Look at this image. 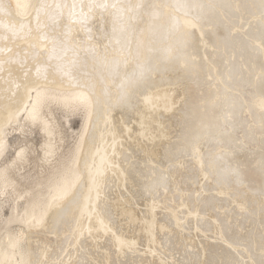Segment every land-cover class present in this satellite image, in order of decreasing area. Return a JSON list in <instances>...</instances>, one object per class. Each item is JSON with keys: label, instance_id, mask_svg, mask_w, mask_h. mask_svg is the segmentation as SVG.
Segmentation results:
<instances>
[{"label": "bare ground", "instance_id": "6f19581e", "mask_svg": "<svg viewBox=\"0 0 264 264\" xmlns=\"http://www.w3.org/2000/svg\"><path fill=\"white\" fill-rule=\"evenodd\" d=\"M0 264H264V0H0Z\"/></svg>", "mask_w": 264, "mask_h": 264}, {"label": "rangeland", "instance_id": "374dc122", "mask_svg": "<svg viewBox=\"0 0 264 264\" xmlns=\"http://www.w3.org/2000/svg\"><path fill=\"white\" fill-rule=\"evenodd\" d=\"M54 115L62 124L65 125L64 129L67 130V135H68L67 137L69 138V141H70L71 140L70 136L74 135L79 129L80 116L79 115L66 116L65 113H63L57 108H54ZM64 121H68V124H65ZM68 126H71V129H69ZM29 137L32 139L33 144H35L36 146L39 144L40 137L38 136L36 132H34L32 136H29ZM9 138L10 140L13 141L14 138H16V135L10 134ZM12 144L13 142H11V146L8 148L9 152H7V157H10L12 153L14 152L16 144L14 146H12ZM7 211H8L7 206H5L4 209L2 210V213H6Z\"/></svg>", "mask_w": 264, "mask_h": 264}]
</instances>
